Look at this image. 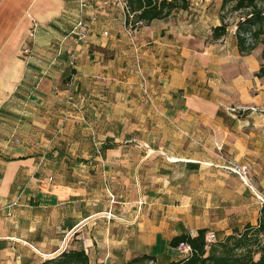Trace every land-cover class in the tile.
<instances>
[{
  "label": "crops",
  "instance_id": "1",
  "mask_svg": "<svg viewBox=\"0 0 264 264\" xmlns=\"http://www.w3.org/2000/svg\"><path fill=\"white\" fill-rule=\"evenodd\" d=\"M100 1L78 42V0H0V264L75 248L90 264H171L177 236L258 223L264 205L219 165L250 166L264 192L263 50L243 54L234 25L214 39L224 0H191L134 43Z\"/></svg>",
  "mask_w": 264,
  "mask_h": 264
},
{
  "label": "trees",
  "instance_id": "2",
  "mask_svg": "<svg viewBox=\"0 0 264 264\" xmlns=\"http://www.w3.org/2000/svg\"><path fill=\"white\" fill-rule=\"evenodd\" d=\"M229 1L224 0L223 10ZM260 2L264 0H237L234 6L236 12L244 14L236 26L238 45L243 54L252 53L264 35V4L259 5ZM129 4L137 18L148 23L154 19L168 17L173 12L189 9L191 0H129ZM223 19L225 20V15ZM229 26V23L225 21L222 25L215 27L214 39L224 37ZM247 35H250L252 42H249ZM262 59L264 60V51ZM258 76L264 77V61ZM206 235V229H202L195 237L191 235L175 237L171 241L173 247L187 242L193 251L183 260L171 264H264V207L256 225L249 223L243 229L236 228L223 240H217V243L208 244ZM149 261L151 260L148 259L146 262ZM38 264H90V258L85 249L75 248L65 250Z\"/></svg>",
  "mask_w": 264,
  "mask_h": 264
},
{
  "label": "built area",
  "instance_id": "3",
  "mask_svg": "<svg viewBox=\"0 0 264 264\" xmlns=\"http://www.w3.org/2000/svg\"><path fill=\"white\" fill-rule=\"evenodd\" d=\"M93 0H78V12L79 17L76 21L72 34L77 39L78 42H83L85 38L89 35L91 31V24L92 22H96L98 20L95 10L91 8V3ZM100 9H118L122 14L123 19V26H124V32L126 33L127 37L131 40V42L134 43V34L139 29L144 27L147 24V21L143 19H138L137 15L134 11H132L129 0H101L99 3ZM91 11V18L90 21L87 20L86 16ZM105 34H108L105 32ZM34 35V33H32ZM29 52V50H26V53ZM70 67L71 71L69 75L66 77L65 80V86L67 89V97H66V105L78 108L79 105L75 100L74 92L77 87V77L78 73L76 71V54H72L71 60H70ZM58 91V89H57ZM231 113H239L244 114L247 110H256V108L253 107H238V108H229L228 109ZM222 164L219 165L221 168H224L226 170H229L230 172L238 175L240 179L247 185L251 186V181L249 178L250 174V166L239 164L237 162H234L232 160H229L225 157H221ZM50 181L53 180V178H49ZM45 181V180H44ZM256 195L264 205V195H262L259 192H256ZM22 194L18 196V198L10 205L14 206L19 203V200L21 198ZM108 218H111L113 215L111 212H109L106 215ZM217 240V236L215 233H207L206 235V241L208 244H211ZM178 249L181 252H184L186 254H189L193 251V248L191 245L187 242H182ZM149 264H154V261H149Z\"/></svg>",
  "mask_w": 264,
  "mask_h": 264
},
{
  "label": "rangeland",
  "instance_id": "4",
  "mask_svg": "<svg viewBox=\"0 0 264 264\" xmlns=\"http://www.w3.org/2000/svg\"><path fill=\"white\" fill-rule=\"evenodd\" d=\"M236 2H237V0H230L228 3H227V6L225 7V10H224V14L223 15H225V21L226 22H228L229 23V25H234V26H238V22H239V20H241V16L242 15H244L243 13H240V12H236L235 10H234V6H235V4H236ZM264 4V2H260L259 3V5H263ZM235 31H237V28L235 27ZM250 35H247V37H248V39H249V42H252V39H251V37H249ZM264 35H262V37L260 38V40H259V44H258V46H257V48L258 49H261V50H263L264 51ZM247 112V111H246ZM227 159H229V158H227ZM229 160H231V159H229ZM232 161H234V160H232ZM234 162H236V161H234ZM251 168V167H250ZM223 170H225V171H228V172H230L229 170H226V169H223ZM230 173H232V172H230ZM232 174H234V173H232ZM234 175H236V174H234ZM237 177H238V182L240 181V182H242V184L244 185V186H246V187H248L249 189H251V190H253V192H254V194H255V198L260 202V203H262L261 201H260V199L258 198V196L256 195V192H259V193H261L262 195H264V192H263V190H261L260 188H258L257 187V189L256 188H254V187H256V182H257V180H256V174H255V172L252 170V168L250 169V174H249V178H250V181H251V186L250 185H247V184H245L240 178H239V176L238 175H236ZM253 186V187H252ZM241 227L242 228H240V229H243L244 228V224H242L241 225ZM218 240V239H217ZM216 240V241H217ZM215 241V242H216ZM217 243V242H216ZM216 243H214V244H216ZM189 254H182L181 255V259L180 260H183L184 258H186L187 256H188ZM49 258H52V257H48L47 259H49ZM179 260V261H180ZM144 264H149L148 262H146V263H144ZM154 264H156V262L154 263Z\"/></svg>",
  "mask_w": 264,
  "mask_h": 264
}]
</instances>
